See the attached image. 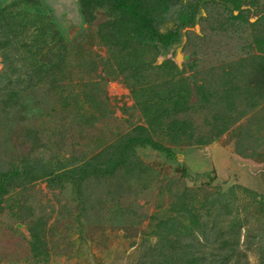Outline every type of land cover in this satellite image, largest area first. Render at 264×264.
<instances>
[{"label":"rangeland","instance_id":"374dc122","mask_svg":"<svg viewBox=\"0 0 264 264\" xmlns=\"http://www.w3.org/2000/svg\"><path fill=\"white\" fill-rule=\"evenodd\" d=\"M127 1L169 5L153 25L179 29L172 47L120 34L111 1L0 0V264H264V101L244 93L264 88V0ZM174 80L193 101L172 118L223 133L196 146L154 125L167 153L132 146L148 126L136 92ZM227 86L231 110L202 94ZM109 146L110 169L94 158Z\"/></svg>","mask_w":264,"mask_h":264},{"label":"trees","instance_id":"16d2710c","mask_svg":"<svg viewBox=\"0 0 264 264\" xmlns=\"http://www.w3.org/2000/svg\"><path fill=\"white\" fill-rule=\"evenodd\" d=\"M82 11L85 12L86 8L92 7V4L96 7L101 6V0H77ZM111 1L113 6L119 8V9H125L127 14H124L119 20L113 23V25L118 28V31L120 34L125 33L128 29V31H132V24L134 25V28L136 31L134 34L139 33L140 30L145 29L148 30V32L151 34V39L156 40L159 43H161L165 49H169L172 47V43L177 41L178 38V30L175 32H168L166 34H162L160 32H157L154 24V17H156L159 13L156 11L158 9L163 10V12H166L169 10V5L165 4V1H163V6L158 5V8L156 11L151 12L148 17L143 15H138L136 12V9L138 6H142L141 2H135V7L127 5V0H106ZM161 2V1H160ZM235 9H239L242 3V0H236L233 2ZM131 12V14H130ZM155 15V16H154ZM133 16H136L137 18H133ZM180 25L185 24L189 19L185 16V14L181 17H179ZM132 23V24H131ZM138 24V27H137ZM132 53H130L131 55ZM138 54V52L135 53V55ZM163 68H171L176 69L177 66L174 63H170L166 61L161 65ZM169 81L164 82L163 84H158V86H146L145 88L138 90L135 94V100L139 102V104L142 105V109L145 112L146 115V121L148 126H138L137 132L138 134L135 135L134 138L131 140L129 139V143L132 146H150L154 149L160 150L162 152H168V150L162 148L157 142H155L152 138L153 134L155 132L154 125H156V131H167L170 134L171 141L174 143L182 144L183 142H188L195 144L196 146H205L210 143H212L216 138H219L220 135L223 133V131L218 132V134H213V137L209 136H200L197 135L196 132L193 129L192 123L188 119L179 120L177 118H172L173 116L177 115L178 113H186L191 105H192V99H186V97L190 94V88L189 84L186 82H183L181 88L179 86V83L177 80H174L173 85L167 89L166 85ZM164 86V87H163ZM260 87V86H259ZM158 88V90L155 91V89ZM237 88L234 86H230L227 88H223L222 91H215L214 88H212V92L208 93L203 92V96H209L211 95L212 98L218 95L219 99L221 100V105H224L226 109H234L233 106L235 104V99L239 97V93H235ZM242 92V91H240ZM150 93L155 94V98L151 99ZM219 93V94H216ZM248 96L247 99L253 98V102L250 103L249 100L246 102L247 105L250 107V109L259 107L262 102L264 101V88L261 90L257 87H250L249 89L246 88L245 92ZM259 95L260 98H257V95ZM224 95V98L221 96ZM140 98H144V101H139ZM201 101V98L200 100ZM253 104V105H252ZM249 110H242L238 112L239 117L237 118L242 119L244 116H246L249 112ZM162 111L164 114H162ZM113 148V146H109L105 149H103L100 154L95 156L94 158L97 159L96 163L99 162L98 158L99 156L108 155L110 158L106 161L108 169L115 167L119 164L120 158L116 156V154L111 153L110 150ZM242 154V153H240ZM132 162L134 163L136 160L135 156L132 157ZM136 163V162H135ZM132 164V163H131ZM99 165V163H98ZM126 165V164H124ZM139 165H143L142 163H139ZM90 166H88L89 168ZM129 172L134 173L135 168H133L131 165H128ZM87 168V171H88ZM58 171L54 169L53 172ZM71 172H74V170H70ZM52 173L49 171V174ZM128 173V172H127ZM38 239V236H35ZM38 255V254H37ZM193 263H195L194 260H192Z\"/></svg>","mask_w":264,"mask_h":264}]
</instances>
